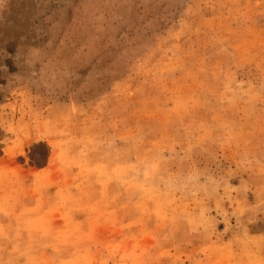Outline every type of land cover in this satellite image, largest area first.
<instances>
[{"label": "rangeland", "instance_id": "rangeland-1", "mask_svg": "<svg viewBox=\"0 0 264 264\" xmlns=\"http://www.w3.org/2000/svg\"><path fill=\"white\" fill-rule=\"evenodd\" d=\"M2 2L0 264H264V0Z\"/></svg>", "mask_w": 264, "mask_h": 264}, {"label": "crops", "instance_id": "crops-1", "mask_svg": "<svg viewBox=\"0 0 264 264\" xmlns=\"http://www.w3.org/2000/svg\"><path fill=\"white\" fill-rule=\"evenodd\" d=\"M1 2V0H0ZM6 3V2H5ZM4 3V4H5ZM3 4L0 3V5ZM1 8V6H0ZM14 50L10 51L9 49L1 48L0 47V109L3 108L4 105L8 104L9 102H5L1 95L2 92L6 93V99L11 101V98L9 97V90L12 87L13 84V76H15L13 72V68L15 67V64L11 58V56L15 55ZM10 86V87H9Z\"/></svg>", "mask_w": 264, "mask_h": 264}, {"label": "bare ground", "instance_id": "bare-ground-1", "mask_svg": "<svg viewBox=\"0 0 264 264\" xmlns=\"http://www.w3.org/2000/svg\"><path fill=\"white\" fill-rule=\"evenodd\" d=\"M264 224V223H263ZM260 228V227H259ZM262 228H264V226H262ZM257 229V228H256ZM260 230V229H259Z\"/></svg>", "mask_w": 264, "mask_h": 264}]
</instances>
